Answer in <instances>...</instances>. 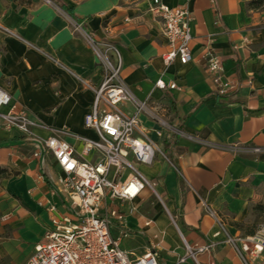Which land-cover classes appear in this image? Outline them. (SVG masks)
<instances>
[{"label": "crops", "instance_id": "1", "mask_svg": "<svg viewBox=\"0 0 264 264\" xmlns=\"http://www.w3.org/2000/svg\"><path fill=\"white\" fill-rule=\"evenodd\" d=\"M160 1L186 6L193 15L192 60L187 64L177 59L164 63L167 46L159 19L150 11L153 0H0V88L38 122L35 135L47 138L59 130L80 152L77 136L95 138L84 118L94 100L90 87L100 85L102 68L70 20L112 43L133 95L164 106L171 122L211 144L151 135L165 158L156 153L152 164L138 169L156 180L158 194L167 200L166 213L149 218L136 210L149 192L116 202L125 224L115 222L112 235L126 232L120 247L131 257L155 249L158 264H243L226 237L243 233L234 223L264 195V151H252L264 150V9H250V0ZM206 48L220 55L235 91L215 94L204 65ZM158 79L175 88H157ZM119 107L134 111L129 103ZM141 121L155 127L144 117ZM33 151L18 130L0 128V166L13 171L0 178V264H22L53 213L70 212L54 184L62 175L56 161L46 152L33 156ZM86 158L93 159L94 153ZM209 244L211 250L179 262L187 247ZM254 264H264V255Z\"/></svg>", "mask_w": 264, "mask_h": 264}, {"label": "built area", "instance_id": "2", "mask_svg": "<svg viewBox=\"0 0 264 264\" xmlns=\"http://www.w3.org/2000/svg\"><path fill=\"white\" fill-rule=\"evenodd\" d=\"M44 1L51 4V0ZM150 11L159 19L166 41L164 63L170 64L176 59L181 64L189 63L193 39L191 11L186 6L170 7L160 0H153ZM70 22L102 68L100 85L96 88L88 85L94 91V100L84 118L85 128L92 130L95 138L77 136L82 148L76 152L59 130H54L47 138L35 135L33 127L38 122L29 117L24 107L12 104L10 94L0 88V128L23 134L34 146L33 156L41 152L52 155L62 173L54 184L70 206L69 214L53 213L42 239L22 264H158L155 249L149 248L135 257L121 249V238L126 232L120 229L113 236L112 230L115 222L125 224V215L116 202L140 199L146 192L154 193L162 201L156 190L157 182L138 169L139 165L152 164L156 153L165 158L157 140L177 135L201 145L211 144L203 137L186 134L170 122L164 106L137 99L121 75V56L117 48L97 39L81 23ZM204 65L215 94L224 96L236 90V84L224 73L220 55L211 48L205 49ZM155 86L175 88L174 83L166 84L161 79L156 80ZM124 103L131 104L134 111L130 114L122 111L119 106ZM141 117L155 127H146ZM153 134L157 140L151 136ZM252 151L264 150L252 148ZM91 152L94 158L89 160L86 157ZM49 211L54 212L55 208L50 206ZM226 242L236 250L243 264H254L264 255V222L258 224L251 235L227 234ZM212 247V244L195 250L187 247L179 262L187 257L195 258L197 252L209 251Z\"/></svg>", "mask_w": 264, "mask_h": 264}, {"label": "rangeland", "instance_id": "3", "mask_svg": "<svg viewBox=\"0 0 264 264\" xmlns=\"http://www.w3.org/2000/svg\"><path fill=\"white\" fill-rule=\"evenodd\" d=\"M169 121L171 122V120ZM161 199L162 201L154 193H149L148 196L139 204V206H136V210L138 209L141 215L149 218H152L158 211L166 213L165 208L166 206L168 207V205L167 200L165 199L163 194H161ZM257 204H260L261 208L256 209L255 206ZM261 222H264V195L261 196V199L258 203L253 204L251 207H249L248 215L241 221V223H244V225L246 226H255L256 224H260ZM124 243L125 242H123V244Z\"/></svg>", "mask_w": 264, "mask_h": 264}, {"label": "trees", "instance_id": "4", "mask_svg": "<svg viewBox=\"0 0 264 264\" xmlns=\"http://www.w3.org/2000/svg\"><path fill=\"white\" fill-rule=\"evenodd\" d=\"M248 7L250 9L253 10H262L264 9V0H250L248 2ZM63 11H65L67 14H69L72 18H74V16L70 13V10L66 7V6H59ZM13 174V171L9 170L8 167H3L0 166V178H6L9 177ZM256 209L261 208L260 204H257L255 206ZM234 225L236 227H238L243 233V235H251L254 233L256 227L258 226V224H256L255 226H247L246 228H244V223L241 222H235Z\"/></svg>", "mask_w": 264, "mask_h": 264}]
</instances>
